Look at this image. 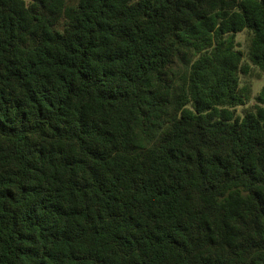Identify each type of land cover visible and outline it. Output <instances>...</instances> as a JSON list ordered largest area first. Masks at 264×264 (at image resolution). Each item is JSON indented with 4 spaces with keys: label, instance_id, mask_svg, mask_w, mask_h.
<instances>
[{
    "label": "trees",
    "instance_id": "obj_1",
    "mask_svg": "<svg viewBox=\"0 0 264 264\" xmlns=\"http://www.w3.org/2000/svg\"><path fill=\"white\" fill-rule=\"evenodd\" d=\"M254 69L264 0H0V264H264Z\"/></svg>",
    "mask_w": 264,
    "mask_h": 264
},
{
    "label": "rangeland",
    "instance_id": "obj_2",
    "mask_svg": "<svg viewBox=\"0 0 264 264\" xmlns=\"http://www.w3.org/2000/svg\"><path fill=\"white\" fill-rule=\"evenodd\" d=\"M248 37L249 35L247 32L239 33L237 36V41L239 44L238 49H240L245 55H247V51H248ZM242 82H243V85L245 83H248L252 86L253 93L246 107L253 106L256 102L255 97L264 87V73H259L257 69H254L252 73V77L243 78ZM243 109L244 107H239L237 110L239 113H241Z\"/></svg>",
    "mask_w": 264,
    "mask_h": 264
}]
</instances>
